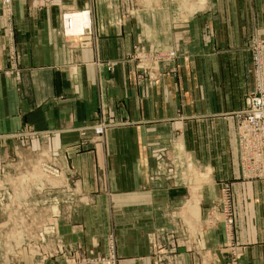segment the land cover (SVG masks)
<instances>
[{
  "label": "crops",
  "instance_id": "obj_1",
  "mask_svg": "<svg viewBox=\"0 0 264 264\" xmlns=\"http://www.w3.org/2000/svg\"><path fill=\"white\" fill-rule=\"evenodd\" d=\"M3 1L0 135L13 140L24 131L54 130L57 135L44 144L60 148L78 140L77 129L101 107L116 124L91 150L70 158L81 188L93 198L70 221L88 222V237L95 238L114 222L120 264H151L147 234L161 226L165 206L171 214L196 190L203 219L227 193L234 207L232 241L241 253L235 264H264V179L242 178L235 115L252 90L245 41L252 35L264 39V0H205V9L183 26H172L173 9L162 1L152 15L141 11L122 25L114 0H63L60 6L11 0L7 10ZM88 5L92 33L86 45L70 46L62 9ZM139 40L146 47H173L180 54L175 73L162 69L154 83L138 84L131 62L112 73L95 64L123 59ZM11 50L19 76L6 70ZM177 148L181 179L154 176L166 167L157 154L174 155ZM100 171L107 179L97 192ZM198 235L216 264H230L222 222H206ZM177 251V264H191L190 254Z\"/></svg>",
  "mask_w": 264,
  "mask_h": 264
},
{
  "label": "rangeland",
  "instance_id": "obj_2",
  "mask_svg": "<svg viewBox=\"0 0 264 264\" xmlns=\"http://www.w3.org/2000/svg\"><path fill=\"white\" fill-rule=\"evenodd\" d=\"M43 1L49 6H60L63 0ZM87 1L91 3L92 0ZM160 1L173 9L170 21L172 26L179 23L183 26L190 17L205 9V0H114V3L119 4L115 11L119 25L137 18V13L141 11H148L152 15L154 8L160 6ZM102 3L106 4V1ZM90 6L81 9L63 8L60 15L62 25L64 14L80 11H89L88 20L91 21ZM90 33L92 30H85L84 36L71 37L70 46L77 48L86 45ZM245 42L250 55L249 73L252 81V90L246 95L247 99L258 87L264 90V39L252 35ZM138 47L140 51L136 53ZM169 50L176 51L173 47H146L139 40L133 45L132 52L123 59H107L96 61L95 64L99 63L101 68L112 73L116 67L131 62L135 69L136 83L147 81L149 84L158 80L162 69L175 73L180 54L177 52L176 56L169 53L158 56V53ZM140 52L148 53L149 57H144ZM255 56H261L260 63L256 66L253 65ZM113 61L116 63L115 67L108 68ZM6 70L9 72L12 68L8 66ZM98 123L108 125L107 129L116 125L101 107L90 123L77 129L79 139L60 148L44 144L57 135L54 130L33 136L29 135L33 131H28V134L24 131L27 135L18 138L12 136L13 140L0 135V264L121 263L123 258L118 252L120 239L116 236L114 222L100 238H95L94 235L88 237V228H91L88 222L70 221L75 211L87 210L93 204V198L81 188V177L71 165L70 158L74 154L91 150L90 145L101 142L104 134L96 133L92 128ZM236 133L238 135V127ZM157 156L163 162L166 161V167L163 171H157L160 173L153 172L154 176L157 174L167 178L174 175L181 179L182 169L176 167V163L179 165L181 162L179 148L174 155L173 151L171 155L162 151ZM104 176L101 171L95 174L97 192L102 191V184L107 179ZM193 191L192 199L176 205L171 214L172 208L165 206L164 214L159 218L161 226L147 234L152 251L151 264H177V247L191 255V264H216L214 255H210L211 252L207 249L203 250L199 244V229L206 222H222L226 238L223 249H230V264L237 262L241 253L235 249L232 241L235 219L231 197L227 193L219 196L218 201L209 207L205 217L201 219L196 190ZM189 210L191 214L187 216Z\"/></svg>",
  "mask_w": 264,
  "mask_h": 264
},
{
  "label": "built area",
  "instance_id": "obj_3",
  "mask_svg": "<svg viewBox=\"0 0 264 264\" xmlns=\"http://www.w3.org/2000/svg\"><path fill=\"white\" fill-rule=\"evenodd\" d=\"M53 1V0H48ZM5 8L8 9L10 5V0H4ZM6 9V10H7ZM84 13V12H83ZM88 13L89 11L85 12ZM71 15L73 14H64V32L66 35L71 37L76 36H84L85 30H89L91 32V24L88 20V24L82 26L81 29L75 31H71ZM68 29V32H67ZM91 34V33H90ZM72 39V38H71ZM256 49V47H255ZM140 51L139 47L136 48V53ZM144 54L143 52H140ZM171 56L177 55V52L174 50H169L168 52L158 53V56H164L167 54ZM8 64L12 68L11 72L20 75L18 70L17 58L14 55L13 50L8 52ZM144 57H149L148 53L144 54ZM261 56H255L253 59V65L256 66L258 62L260 63ZM111 62L108 65V68H114L116 63ZM10 72V71H9ZM8 72V73H9ZM247 99L245 107L241 111L236 112L237 118V127H238V157H240V173H242L243 179H264V90L261 88H257L253 93H251ZM104 123L94 124L92 127L95 129L96 133L105 134L107 131ZM28 131H26L27 133ZM31 132V131H29ZM25 132H20L15 137H23L27 135ZM40 132L33 131V133H29V135H40Z\"/></svg>",
  "mask_w": 264,
  "mask_h": 264
},
{
  "label": "bare ground",
  "instance_id": "obj_4",
  "mask_svg": "<svg viewBox=\"0 0 264 264\" xmlns=\"http://www.w3.org/2000/svg\"><path fill=\"white\" fill-rule=\"evenodd\" d=\"M70 23H71V31L79 30L82 28L83 25L88 24V13L83 12H76L75 14L70 16ZM68 32V29H67ZM195 208V207H194ZM189 214H186L187 216L191 214V211L189 210Z\"/></svg>",
  "mask_w": 264,
  "mask_h": 264
}]
</instances>
